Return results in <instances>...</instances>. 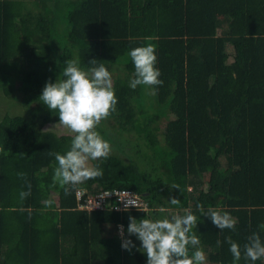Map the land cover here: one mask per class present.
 Returning a JSON list of instances; mask_svg holds the SVG:
<instances>
[{
	"label": "trees",
	"instance_id": "trees-1",
	"mask_svg": "<svg viewBox=\"0 0 264 264\" xmlns=\"http://www.w3.org/2000/svg\"><path fill=\"white\" fill-rule=\"evenodd\" d=\"M147 44L163 85L133 90L128 53ZM70 59L84 69L105 63L118 104L97 128L111 145L107 159L93 162L103 176L67 186L66 195L53 186L49 151L64 154L73 136L46 130L59 116L38 101ZM0 89L25 112L0 108V147L11 153H0V264H147L140 241L127 236L129 216L160 219L185 208L199 216V204L237 221L220 230L201 217L194 231L207 263L233 264L229 236L241 247L253 232L264 240V0H0ZM82 190H129L148 209L119 212L110 201L87 211ZM119 225L136 245L131 252ZM238 264L253 262L242 254Z\"/></svg>",
	"mask_w": 264,
	"mask_h": 264
},
{
	"label": "clouds",
	"instance_id": "clouds-1",
	"mask_svg": "<svg viewBox=\"0 0 264 264\" xmlns=\"http://www.w3.org/2000/svg\"><path fill=\"white\" fill-rule=\"evenodd\" d=\"M256 38V37H255ZM254 38V39H255ZM128 56L134 65V78L130 80L129 87L133 90L137 86H162L159 79L162 75L156 66L158 57L156 48L152 44L137 47L129 51ZM66 67L62 69L60 77L53 83L49 80L42 90L39 103L45 105L53 113H58L59 123L71 130L74 136L69 149L64 153L51 152L57 166L54 168L53 186L59 184L68 195L69 188H75L88 180L103 176V169L98 164H93L101 158L107 159L111 154L110 143L103 138L98 126L116 110L118 98L115 94L112 73L105 63L91 60L92 67L84 69L80 61L70 59L65 61ZM0 153L11 155L0 147ZM18 158H24L18 154ZM21 179L26 178L23 172L17 173ZM28 191L20 192L23 201L31 194V185ZM51 204L52 201H45ZM170 203L178 205L180 200L171 197ZM98 207V206H97ZM125 211L131 207L137 208L135 199L124 201ZM21 211L25 209L21 208ZM30 213V209L28 210ZM199 216L193 214L191 208L183 209V214L166 215L160 219L143 218L137 220L129 216L127 236H135L141 244L142 251L147 256V264H205L206 255L200 247L201 241L194 229L202 222L201 217L211 220L213 225L220 230H235L236 219L228 212L209 206L207 209L202 204L197 205ZM264 230V224L259 226ZM122 240V248L129 252L136 245L131 239L125 237L123 225L118 226ZM233 256V264H238L242 254L245 261L256 262L264 259V240L258 232H253L247 242L241 245L231 238H226ZM221 241H217V246ZM190 249L192 250L190 252Z\"/></svg>",
	"mask_w": 264,
	"mask_h": 264
},
{
	"label": "built area",
	"instance_id": "built-area-1",
	"mask_svg": "<svg viewBox=\"0 0 264 264\" xmlns=\"http://www.w3.org/2000/svg\"><path fill=\"white\" fill-rule=\"evenodd\" d=\"M78 199L81 202L80 208L87 211L108 209V203L110 201H114L115 204L112 206V209L115 211L123 212L125 211L124 201L130 199L136 200L137 208L131 207L127 211L148 209V204L142 198L129 190H106L97 195H89L86 191L82 190L78 192Z\"/></svg>",
	"mask_w": 264,
	"mask_h": 264
},
{
	"label": "rangeland",
	"instance_id": "rangeland-1",
	"mask_svg": "<svg viewBox=\"0 0 264 264\" xmlns=\"http://www.w3.org/2000/svg\"><path fill=\"white\" fill-rule=\"evenodd\" d=\"M15 96L18 98L17 100H20L21 97H22V95L19 92H16L15 93ZM8 101L9 100L6 101V99L4 98V95L2 93V90L0 89V108H1V114L2 115H4L6 113V111H8V110L10 111L9 112V115L10 116H14V114H20V115L21 114H25V112L23 111V109L20 108L18 101H16V103H15V101H12L13 104H11ZM7 105H9V106H7ZM169 119H171V116L169 118L163 119L161 121V131L164 129L165 124H166V122ZM0 120H1V118H0ZM45 129L48 130V131H53V132H55L57 134H65V135L74 136V133H72L70 129H68V128L62 126V125H47L45 127ZM125 264H127V263H125ZM205 264H209V263H207L205 261Z\"/></svg>",
	"mask_w": 264,
	"mask_h": 264
}]
</instances>
